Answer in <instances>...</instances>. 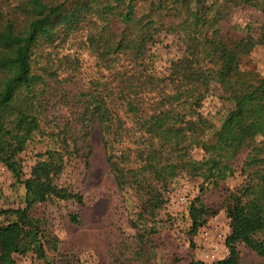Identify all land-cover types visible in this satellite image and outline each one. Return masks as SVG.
<instances>
[{
  "label": "trees",
  "instance_id": "trees-1",
  "mask_svg": "<svg viewBox=\"0 0 264 264\" xmlns=\"http://www.w3.org/2000/svg\"><path fill=\"white\" fill-rule=\"evenodd\" d=\"M190 3L0 0V163L23 187L22 205L0 208V264H16L14 255L29 252L40 264H82L60 249L33 209L53 199L82 201L80 192L56 181L67 154H90L93 125L136 231L131 254L109 264H158L148 247L167 188L179 175L199 181V195L187 206L189 236L216 214L218 202L230 228L225 256L209 263L190 258L187 264H240L239 244L264 262V73L240 67V58L255 46L264 50V0H233L234 9L263 15L243 25L230 19L232 7L204 18ZM77 34V45L93 55L97 76L74 91L58 73L75 72L79 60L47 47L56 49ZM159 34L182 42L163 73L153 70L150 52ZM210 81L221 86L225 101L215 127L197 112ZM52 104L68 106L71 118L47 133L42 120ZM37 134H47L52 145L25 172L19 154ZM194 148L200 150L197 159L190 155ZM236 170L241 183L223 189L222 181ZM207 189L218 199L210 205L201 199ZM70 220L77 223L78 214Z\"/></svg>",
  "mask_w": 264,
  "mask_h": 264
},
{
  "label": "rangeland",
  "instance_id": "rangeland-1",
  "mask_svg": "<svg viewBox=\"0 0 264 264\" xmlns=\"http://www.w3.org/2000/svg\"><path fill=\"white\" fill-rule=\"evenodd\" d=\"M190 5L193 13L198 11L202 17L212 18L225 9L233 8V0H191ZM260 17L263 15L234 8L230 13L232 22L239 25L254 23ZM78 36L56 49L47 47L52 54L57 52L58 55L76 56L79 60L80 65L75 72L63 68L58 73L60 78H68L64 86L74 91L86 86L91 76H97L93 55L77 45ZM157 39V43L150 49L152 66L155 72L163 73L171 57L179 53L182 42L173 34H159ZM240 67L261 76L264 73L263 48L255 46L247 55L242 56ZM222 90L219 84L210 81L197 109L198 114L208 119L214 127L224 114ZM70 111L66 105L52 104L42 120L45 131L48 133L61 129L71 118ZM157 125L156 121L152 122L155 142H159L161 136ZM88 140L91 145L88 157L67 154L65 167L56 181L58 185L73 192H80L82 201L53 199L38 204L33 211L43 219L46 230L56 237L61 250L74 254L82 264H109L116 258L131 254L130 251L136 247V231L129 223L127 202L122 200L108 170L101 146V132L96 125L92 126ZM47 145H52L48 135L37 134L19 154L25 172L29 171L37 153ZM190 155L197 159L200 150L194 148ZM241 181L242 177L236 170L222 181L221 187L232 189ZM198 183L196 179L179 175L174 177L167 188L166 201L155 218L158 229L153 236L154 243L148 247L150 259L158 264H187L190 258L209 263L227 254L224 237L230 228L224 208L219 202L216 214L209 217L205 225L192 236L187 233L190 226L187 206L199 195ZM22 197L23 187L14 182L11 173L0 163V208H16L22 205ZM201 199L207 205L218 200L211 189H207ZM71 214H78L77 223L70 220ZM3 221L4 218L0 217V223ZM237 251L240 264H264L242 244L237 245ZM49 255H52L51 252ZM14 258L16 264H40L33 252L16 254Z\"/></svg>",
  "mask_w": 264,
  "mask_h": 264
}]
</instances>
